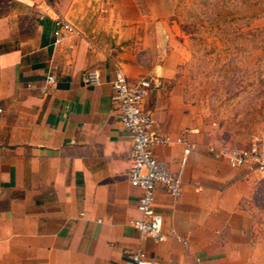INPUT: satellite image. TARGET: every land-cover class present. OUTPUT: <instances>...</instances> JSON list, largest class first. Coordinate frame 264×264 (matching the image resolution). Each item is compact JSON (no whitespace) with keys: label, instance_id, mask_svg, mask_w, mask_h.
Wrapping results in <instances>:
<instances>
[{"label":"crops","instance_id":"obj_1","mask_svg":"<svg viewBox=\"0 0 264 264\" xmlns=\"http://www.w3.org/2000/svg\"><path fill=\"white\" fill-rule=\"evenodd\" d=\"M58 19L77 34L55 43ZM149 22L137 0H0V264H128L140 251L157 264H256L248 204L264 174L211 153L245 139H220L168 87L166 37ZM89 71L98 85L86 83ZM117 71L132 83L154 79L145 109L172 137L155 149L171 171L181 170L177 138L186 132L194 145L181 197L155 191L164 242L132 224L142 192L130 183L133 143L111 99Z\"/></svg>","mask_w":264,"mask_h":264},{"label":"rangeland","instance_id":"obj_2","mask_svg":"<svg viewBox=\"0 0 264 264\" xmlns=\"http://www.w3.org/2000/svg\"><path fill=\"white\" fill-rule=\"evenodd\" d=\"M154 31L166 37L176 88L203 124L226 141L264 125V0H137ZM264 264V189L248 204Z\"/></svg>","mask_w":264,"mask_h":264},{"label":"built area","instance_id":"obj_3","mask_svg":"<svg viewBox=\"0 0 264 264\" xmlns=\"http://www.w3.org/2000/svg\"><path fill=\"white\" fill-rule=\"evenodd\" d=\"M76 34L75 27L66 20L56 21L55 43H60ZM86 83L93 86L98 85L100 75L96 71H89ZM154 85L155 81L151 77H141L132 83L124 72L117 71L112 82L111 99L117 106L119 120L127 129L133 143L129 169L130 183L142 192L137 203L141 216L133 221V227L142 237L164 242L169 235L164 232L162 218L154 209L155 191L157 187H163L175 199L181 197L183 169L194 145L187 138L186 132L177 138V142L185 146L181 170L178 173L171 171L158 158L155 149L168 147L172 143V137L157 130L152 114L145 109V102ZM210 151L216 158L226 161L234 169H245L249 173L264 174V128L251 134L242 143L224 142L218 147H211ZM184 243L187 245L186 241ZM128 264L157 263L150 261L148 255L140 251L131 255Z\"/></svg>","mask_w":264,"mask_h":264}]
</instances>
